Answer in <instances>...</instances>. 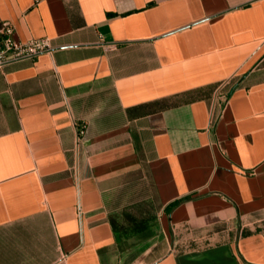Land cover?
<instances>
[{
	"label": "crops",
	"instance_id": "1",
	"mask_svg": "<svg viewBox=\"0 0 264 264\" xmlns=\"http://www.w3.org/2000/svg\"><path fill=\"white\" fill-rule=\"evenodd\" d=\"M0 23L52 47L0 67V264H264V0Z\"/></svg>",
	"mask_w": 264,
	"mask_h": 264
},
{
	"label": "built area",
	"instance_id": "2",
	"mask_svg": "<svg viewBox=\"0 0 264 264\" xmlns=\"http://www.w3.org/2000/svg\"><path fill=\"white\" fill-rule=\"evenodd\" d=\"M14 28L10 23H0V67L10 61H17L41 52H50L51 43L48 38H31L19 41L13 36ZM85 132V126H78V136Z\"/></svg>",
	"mask_w": 264,
	"mask_h": 264
},
{
	"label": "trees",
	"instance_id": "3",
	"mask_svg": "<svg viewBox=\"0 0 264 264\" xmlns=\"http://www.w3.org/2000/svg\"><path fill=\"white\" fill-rule=\"evenodd\" d=\"M173 204H176V202L175 203H173ZM169 208V207H168Z\"/></svg>",
	"mask_w": 264,
	"mask_h": 264
}]
</instances>
